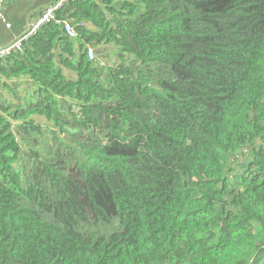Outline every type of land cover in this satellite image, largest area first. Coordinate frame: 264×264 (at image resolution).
<instances>
[{
	"label": "trees",
	"instance_id": "obj_1",
	"mask_svg": "<svg viewBox=\"0 0 264 264\" xmlns=\"http://www.w3.org/2000/svg\"><path fill=\"white\" fill-rule=\"evenodd\" d=\"M0 264H264V0H67L2 56Z\"/></svg>",
	"mask_w": 264,
	"mask_h": 264
},
{
	"label": "built area",
	"instance_id": "obj_2",
	"mask_svg": "<svg viewBox=\"0 0 264 264\" xmlns=\"http://www.w3.org/2000/svg\"><path fill=\"white\" fill-rule=\"evenodd\" d=\"M66 1L67 0H56L54 5H49L46 10L39 13L38 17L35 20H31L30 24H28L27 26L25 33L21 37H18L16 40L7 45L0 46V58L12 51L21 50L22 41L29 37L31 34L35 33L43 24L54 18V12ZM5 3L6 0H0V21H5V17L3 14V7ZM63 29L69 38L76 37V32L68 23L65 22L63 24ZM87 57L96 64H105L103 60L95 56L93 49L90 47L87 49Z\"/></svg>",
	"mask_w": 264,
	"mask_h": 264
},
{
	"label": "water",
	"instance_id": "obj_3",
	"mask_svg": "<svg viewBox=\"0 0 264 264\" xmlns=\"http://www.w3.org/2000/svg\"><path fill=\"white\" fill-rule=\"evenodd\" d=\"M55 2H56V0H53L52 5H54ZM47 7H48V6H47ZM47 7H43V8H41V9H38V10L36 11V13H41L42 11L46 10ZM30 22H31V16L28 17V24H30Z\"/></svg>",
	"mask_w": 264,
	"mask_h": 264
},
{
	"label": "rangeland",
	"instance_id": "obj_4",
	"mask_svg": "<svg viewBox=\"0 0 264 264\" xmlns=\"http://www.w3.org/2000/svg\"><path fill=\"white\" fill-rule=\"evenodd\" d=\"M101 58V57H100ZM104 59H108V57L107 56H104Z\"/></svg>",
	"mask_w": 264,
	"mask_h": 264
}]
</instances>
